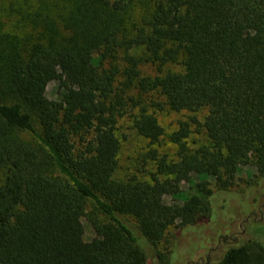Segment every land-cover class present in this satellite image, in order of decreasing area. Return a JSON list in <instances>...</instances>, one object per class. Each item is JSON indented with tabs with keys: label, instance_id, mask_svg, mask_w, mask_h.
I'll return each mask as SVG.
<instances>
[{
	"label": "trees",
	"instance_id": "obj_1",
	"mask_svg": "<svg viewBox=\"0 0 264 264\" xmlns=\"http://www.w3.org/2000/svg\"><path fill=\"white\" fill-rule=\"evenodd\" d=\"M155 111L188 116L166 134ZM126 117L147 179L116 177ZM193 125L206 142L189 148ZM247 166L264 191V0H0V264H147L142 241L167 264L168 229L239 194ZM215 264H264V245Z\"/></svg>",
	"mask_w": 264,
	"mask_h": 264
},
{
	"label": "rangeland",
	"instance_id": "obj_2",
	"mask_svg": "<svg viewBox=\"0 0 264 264\" xmlns=\"http://www.w3.org/2000/svg\"><path fill=\"white\" fill-rule=\"evenodd\" d=\"M56 88L57 82L55 81L45 84V97L49 100L55 99L57 97ZM155 114L166 134L177 127L178 121L186 120L188 116L186 112L155 111ZM204 114L205 112L201 111L195 113V117L202 121ZM116 136L120 144L116 177L126 179L135 176L139 179H147L149 173L153 171V166L152 162L145 157L146 139L140 137L132 129L128 117L118 121ZM205 142L206 136L202 128L197 125L191 126L186 139L187 146L196 148ZM158 150L169 156L175 154V147L166 137L161 140ZM255 173L252 167H242L237 174L238 179L234 187L239 194H222L211 198V213L206 219L199 220V223L193 226H185L181 230L168 229L166 239L157 247L164 254L171 252L167 264H215L226 250L244 244L248 238L264 245V197L261 198L258 206H256L257 202L249 200L255 195L254 199L258 201L259 193L263 194L264 191L259 190L258 194L253 193L252 195L251 189L244 188L246 184L244 180L248 178V175ZM183 187L187 189V185ZM128 222L134 224L131 219ZM82 225V239L89 241L94 237L93 228L87 218L82 219ZM172 235H175L176 239L172 240ZM141 247L146 253L147 264H161L149 244L142 241Z\"/></svg>",
	"mask_w": 264,
	"mask_h": 264
}]
</instances>
